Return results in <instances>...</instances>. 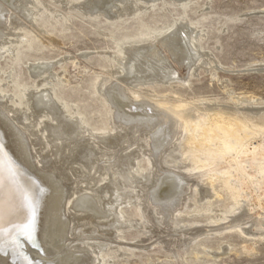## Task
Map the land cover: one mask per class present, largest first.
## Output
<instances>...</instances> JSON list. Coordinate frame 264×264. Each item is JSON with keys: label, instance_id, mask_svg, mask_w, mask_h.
Segmentation results:
<instances>
[{"label": "rangeland", "instance_id": "374dc122", "mask_svg": "<svg viewBox=\"0 0 264 264\" xmlns=\"http://www.w3.org/2000/svg\"><path fill=\"white\" fill-rule=\"evenodd\" d=\"M18 1L0 0L4 16L17 23V27L9 26L16 35L3 30L7 43L0 50V95L5 96L7 106L21 112L28 96L48 94L65 111L78 113L90 130L105 134V138L94 139L87 134L62 136L72 152H57V161L48 153L50 149H40V139L27 142L32 169L41 179L49 176L59 184L63 200L72 185L80 188L68 205L70 214L63 210L67 223L60 248L43 253L46 259L58 264L63 254L76 257L74 264H98L95 256L103 253L104 264H264V208L255 203L256 196L251 193L232 212L237 205L232 186L222 177L212 179L207 168L188 159L191 147L186 138L165 142V150L152 156L150 138L156 126L126 125L113 133L109 103L98 91V81L106 77L111 81L108 87L122 84L127 94L139 91L137 102L153 109L195 105L200 113L208 111L210 119L222 114L228 120L235 118L264 130V0H189L183 6L179 0H155L151 5L147 2L152 0H138L137 7L130 9L124 4L126 0H109L103 7H97V0ZM27 1L33 10L30 20L24 14L28 9L22 7ZM176 28L195 36L197 49L191 47L195 53L190 65H183L176 56H169L166 48H160L175 72L172 78H151L146 84H136L126 71H119L114 57L121 56L120 48L151 34L166 36ZM38 66L49 67L37 73L34 67ZM3 101L0 97V110ZM127 102L134 104L130 97ZM38 112L34 106L32 117ZM6 116L9 124L23 131L26 121L22 113ZM46 124L54 126L56 121L48 119ZM256 136L250 139L249 148L259 143ZM175 143L179 147L169 154L167 148ZM134 152L143 175L126 174L131 164L122 161ZM163 155L168 160L180 158L179 167L162 162ZM150 169L154 174H144ZM162 172L183 174L185 182L166 210L151 200ZM114 174L117 178L112 180ZM100 175L104 176L102 181H98ZM125 184L135 190L129 191ZM262 193L260 190L259 195ZM85 195L103 214L75 206ZM116 206L132 225L113 213ZM3 257L0 264H7Z\"/></svg>", "mask_w": 264, "mask_h": 264}, {"label": "bare ground", "instance_id": "6f19581e", "mask_svg": "<svg viewBox=\"0 0 264 264\" xmlns=\"http://www.w3.org/2000/svg\"><path fill=\"white\" fill-rule=\"evenodd\" d=\"M30 1L25 2L23 4L24 6L21 5L22 7H26L24 10L28 9V11H25L24 13L25 18L28 20L32 18L33 13V10L28 6ZM108 1L109 0H97V7H103ZM143 1L145 0H142V2ZM154 1L155 0H152V2H146L151 5ZM188 1L189 0H179L177 3L183 6L188 3ZM137 3L138 0H126V3L124 4H127V6H129L128 8L130 9V7L132 8L133 6H136ZM120 12L121 10L117 7L116 14L118 13V16H120ZM16 24V22L13 23L10 21L9 16H4L2 7L0 6V50L1 47L7 43V34H4L3 30H7L6 32L8 33L11 32L12 35H16L17 33L10 30L9 28V26H16ZM187 32L182 28H176L166 36L165 34L164 36L161 34H151L149 37L143 38L141 41H130L128 42L129 44H127L128 46L126 45L118 50L119 53H121V56L114 57L117 61L116 66L119 71H126V75L129 78L134 79L136 84H146V82H150L148 79L151 78L170 79L172 78V72L174 71H172V67L166 63V56L163 57L159 50L160 48H166L169 56H176L180 62L183 63V65L184 63L187 66L190 65V60L195 53L191 47L197 49V44L195 36H188ZM48 67L42 68L38 66L36 68L34 67V69H37V73H40V71L43 69L47 68L48 70ZM109 84H111V81H108L106 77L105 79L101 78L98 81V91L100 95H102L109 103L108 113L110 115V124L114 130L113 133H115L118 128H124L126 125L133 127H147V125L150 127L156 126V130L153 132L152 136L150 135V154L152 156H156L158 152L165 150L163 147L165 142L172 143L171 140L173 139L178 142L180 139L186 138L188 146L191 147V151L187 155L188 159L193 160L195 164L199 163L202 168H207L208 170L206 169V172L211 173L210 177L212 179L215 177H222L228 185L232 186V192L236 196L235 198L237 200V202H235L237 205L232 210V212L239 209L246 198L250 197L251 193L254 195V197L256 196L255 203L259 207L264 208L263 129H256V127L240 122L235 118L228 120L222 114H217V116H214L215 118L213 117V119H210L208 111L200 113L201 109L199 110V108L195 105H193V107L180 105L177 109L171 108L170 106H163V108L159 107L160 109H153L149 104L137 102L140 101L139 95L136 94V92L138 93L139 91L133 90L131 93L127 94L126 90L122 87V84H115L108 87ZM0 97H3L4 99L3 103L1 104L3 110H0V175H3L4 177V185L3 188L0 189V202H2L0 210H2L3 214L2 223L4 227H10L11 224L23 221L27 215V213L24 212L20 207L21 188L38 193L39 200L35 209V229L32 238L28 239L23 235H17L15 245L10 243L5 244L4 247L0 249V259H2V255L5 256L3 258L8 260V262H6L7 264H52L50 258L47 260L43 253L48 255L53 252L55 253V251L58 252L60 248V238H62L65 233V226L67 223L62 218L64 214L63 210L70 214L68 205L79 192L80 188H78V184L72 185V187H70L71 189L67 199L63 200V194L59 184L52 181L49 176L42 175L43 179H41L37 175L39 172H34L35 170L32 169L33 166L30 162L27 142H31L34 138L40 139V149L47 152L48 149H50V152L48 153H52L53 160L55 161L56 159L57 161V157H59L57 152H59L61 155L62 153L69 155L72 152L70 143H63L60 139L62 136H80L82 134H87L90 139H94L105 138V134L101 132H94L92 129L90 130L85 125L78 113L65 111L62 109V104L56 102L51 95L43 93L38 95L31 94L28 96V100L25 102V110L21 112H18L17 109H11L8 107L7 103L5 102V96L0 95ZM129 97L132 98L134 104L127 102ZM34 106L39 110V112L36 116L32 117L31 113ZM160 110L163 111L162 114L156 116ZM16 113H22L23 118L26 121L25 126L22 128L23 131H19L9 124L10 122L8 121L6 115H14ZM48 119L56 121V124L54 126L47 127L46 121ZM118 121L121 123L116 124ZM256 133V137L259 138V143L252 146V148H249V145L253 142H251L250 139L253 138L254 134ZM49 136H52V138L48 139ZM139 141H141V138ZM94 142L95 141H93V145ZM95 143V145L98 146V142ZM176 144L177 143L167 148V150L170 151L168 152L169 154H173V152L176 151V148L179 147L178 144L177 146ZM32 149L35 152L34 146ZM52 149H55L56 152H51L53 151ZM86 155H89L88 151ZM39 156L41 155L39 154ZM137 157L138 154L136 152L131 153L128 158L124 157L122 162L126 163L128 161L131 164V169L127 171L126 174L131 176L134 174L143 175L140 169H138L139 166H136ZM126 158L128 160H126ZM147 158H149V156ZM179 159L180 158L174 157V159L168 160V158L164 156L162 157V162L168 165L170 162H172V167L177 168L179 166H176V164H179ZM220 163L225 165L218 166ZM150 164L153 163L151 162ZM54 165L56 164L54 163ZM55 167L57 166H53L52 168L55 169ZM138 170L141 172L140 174L137 173ZM13 172H15V177H13ZM144 174L151 175L154 173L151 170L150 172ZM163 174H161V177L157 179L158 183L155 188V195L151 200H153L154 204L159 205L163 210H166L167 207L172 205L178 198L181 185L185 182L182 176L183 174L168 172L167 174ZM114 176L116 175L114 174ZM114 176L112 180L117 178V176ZM103 179L104 176L100 175L98 181H102ZM243 183L247 184L246 188L242 186ZM47 184L50 186H47ZM49 187H51V189ZM125 188L129 189V191L135 190V187L129 186L127 184H125ZM39 189H43V191L40 192ZM260 190L263 191L262 195H259ZM137 201L139 202V200ZM74 204L76 207L80 208V210H93L96 211L97 214H103L95 206L94 201L87 195L81 196V198L75 201ZM64 206L65 208H63ZM117 206V209H115L116 211L114 210L113 213L117 214L122 221H125V224L127 222L129 225H132L131 221H126L124 218L125 215H123L121 211L118 212L119 207ZM252 206L250 205L251 208ZM111 208L113 207L111 206ZM181 210L182 209L179 208L177 212L179 213ZM171 212H173V210ZM143 214L145 213L143 212ZM263 234L264 233H262V235ZM116 249H118V247ZM122 253L126 254V250H123ZM102 255L103 253H98L95 256L98 260V264H104V257ZM23 257H27V259L25 260ZM105 258H107V256ZM75 261L76 257L72 258L63 254L57 259L58 264H74Z\"/></svg>", "mask_w": 264, "mask_h": 264}, {"label": "snow or ice", "instance_id": "6c2138e0", "mask_svg": "<svg viewBox=\"0 0 264 264\" xmlns=\"http://www.w3.org/2000/svg\"><path fill=\"white\" fill-rule=\"evenodd\" d=\"M13 177H15V172H13ZM4 185V177L0 175V189L3 188ZM40 192L43 189H39ZM20 200L21 209L27 213L25 219L23 221L11 224L10 227H4L3 214L2 210H0V249L4 247L5 244H16L17 235H23L28 239L32 238L34 229H35V209L38 205V193L30 191L25 188H21L20 191ZM0 206H2V202H0ZM23 256V254L21 253ZM25 260L27 257H23Z\"/></svg>", "mask_w": 264, "mask_h": 264}]
</instances>
